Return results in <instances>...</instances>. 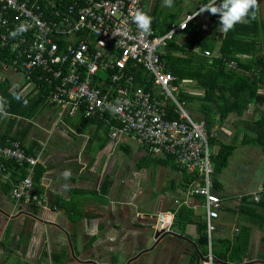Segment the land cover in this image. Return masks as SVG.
I'll use <instances>...</instances> for the list:
<instances>
[{"label":"crops","instance_id":"0c3cea01","mask_svg":"<svg viewBox=\"0 0 264 264\" xmlns=\"http://www.w3.org/2000/svg\"><path fill=\"white\" fill-rule=\"evenodd\" d=\"M143 2L152 17L151 27L164 36L208 0H173L171 8L163 0ZM210 24V13L195 16L173 45L189 46L197 36L218 50L219 36L225 33L218 24L215 36ZM194 46L197 53L200 47ZM6 78L24 97L38 93L20 71L0 63V82ZM185 88L202 97L192 85ZM251 106L224 120L216 109L194 115L213 123L209 133L214 155L222 145L235 147L228 167L214 176V192L222 203L213 241L220 247L228 243V257L239 254V264H264V147L251 130ZM58 113L44 101L31 118L1 114L0 133L17 138L39 155L37 170L44 174L21 204L11 191L20 179H15V172L20 176L22 171L10 168L0 181V264H55L54 256L61 264H202L203 199L175 205L185 201L190 173L177 169L170 157L153 156L135 137L113 142L99 120H85L82 113L73 118ZM65 169L72 172L67 181L61 177ZM256 196L259 204L253 201ZM159 214H175L170 231L160 229ZM213 264L220 263L214 258Z\"/></svg>","mask_w":264,"mask_h":264},{"label":"built area","instance_id":"2783aa9c","mask_svg":"<svg viewBox=\"0 0 264 264\" xmlns=\"http://www.w3.org/2000/svg\"><path fill=\"white\" fill-rule=\"evenodd\" d=\"M137 8L146 12L143 0H0V51L7 49L26 82L36 91H45V102L59 109V117L82 113L85 120H99L108 127L113 142L135 137L153 156L170 157L177 169L189 172L192 182L185 201L175 205L203 199L207 254L202 264H213V235L222 200L214 192L211 136L205 121L194 119L178 102L181 86L166 72L162 60L195 14L181 25H172L164 36L152 27L144 35L132 22ZM22 22H27L28 30L11 38L9 33ZM201 53L211 56L207 50ZM131 64L152 79L150 91L137 85L129 72ZM237 67L236 61L228 63V68ZM169 102L176 119L168 116ZM40 163V156L30 153L21 141L0 135V181L11 167L28 172L13 184L11 196L16 203L33 192ZM253 201L259 204L260 197ZM174 219L175 214L157 215L164 233L171 230Z\"/></svg>","mask_w":264,"mask_h":264},{"label":"trees","instance_id":"16d2710c","mask_svg":"<svg viewBox=\"0 0 264 264\" xmlns=\"http://www.w3.org/2000/svg\"><path fill=\"white\" fill-rule=\"evenodd\" d=\"M210 21V29L215 36H218L216 32L219 24L218 15L210 14ZM219 38L221 43L218 50L209 47L206 42L199 41L197 36L192 39L189 46L178 48L173 43L169 45L162 60L166 64V72L172 73L177 78V84L181 86L176 98L189 114H208L212 109H216L222 120L228 118L229 114L233 112L242 115L244 112H248L251 105H254L251 130L256 134L260 145L264 147V26L259 10L256 12L255 20L238 23L232 30L225 33L223 37L220 35ZM194 45H198L201 52L209 51L211 56L205 57L201 52H194ZM231 61H236L238 67L228 68V63ZM2 62L19 71V66L7 49L0 51V63ZM129 72L135 76L139 87L147 91L151 90L152 79L144 69L131 64ZM191 85L203 92L202 97L192 94L185 88ZM12 87V82L8 78L0 82V102L3 103L4 108L2 113L16 117H33L46 99L45 91L42 89L35 96L24 97L20 90H14ZM17 95L21 97L20 100L15 98ZM198 100L201 101L200 104L196 102ZM173 108V104L169 102L167 105L168 116L171 119H176L177 115L172 113ZM2 113H0V117ZM205 123L210 132L213 123L209 118ZM0 135L3 138L12 137L3 133ZM211 143L213 144V141ZM234 150L233 146H221L219 153L213 157L214 176L228 167ZM21 171L22 175L20 176L15 172V179L17 177L21 179L28 174L27 170ZM43 174V170H37L34 181L38 182ZM199 245L201 247L200 255L205 256L207 250L204 225L201 229ZM218 247H220L218 243L213 241L212 253L216 263L239 264L241 261L239 254L234 252L228 257V252H226L230 247L228 243L224 247L221 246L220 249ZM53 260L55 264H61V260L55 256Z\"/></svg>","mask_w":264,"mask_h":264},{"label":"clouds","instance_id":"9594fccd","mask_svg":"<svg viewBox=\"0 0 264 264\" xmlns=\"http://www.w3.org/2000/svg\"><path fill=\"white\" fill-rule=\"evenodd\" d=\"M165 7L171 8L173 6V0H163ZM257 10H261L259 0H208V2L202 5L195 16H198L204 12H208L211 15H218L220 31L227 33L232 30L236 24L244 23L249 20H255ZM195 16L190 17L189 21ZM132 22L136 24L141 34L148 35L151 33L152 17L142 9L137 8L132 13ZM29 25L27 22L20 23L9 35L11 38H16L18 35H22L28 30ZM20 100L21 97L17 95L15 97ZM26 104L27 101L25 100ZM4 111L3 103L0 102V113ZM115 111V109H113ZM72 176L71 169H65L61 172V177L67 181ZM65 190H68L69 185H63Z\"/></svg>","mask_w":264,"mask_h":264},{"label":"water","instance_id":"95a60500","mask_svg":"<svg viewBox=\"0 0 264 264\" xmlns=\"http://www.w3.org/2000/svg\"><path fill=\"white\" fill-rule=\"evenodd\" d=\"M259 3L261 5L260 18H261V22L264 26V0H259ZM252 109H253V106L250 107V110H252ZM157 236H159V235L157 234Z\"/></svg>","mask_w":264,"mask_h":264},{"label":"rangeland","instance_id":"374dc122","mask_svg":"<svg viewBox=\"0 0 264 264\" xmlns=\"http://www.w3.org/2000/svg\"><path fill=\"white\" fill-rule=\"evenodd\" d=\"M11 78H12L13 81H14V78H15V77H11ZM11 78H8V79H10V81L12 82V79H11ZM12 83H13V82H12ZM190 114H191V116H192L194 119H196V118H195V115H194L193 113H190Z\"/></svg>","mask_w":264,"mask_h":264}]
</instances>
